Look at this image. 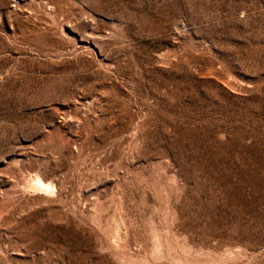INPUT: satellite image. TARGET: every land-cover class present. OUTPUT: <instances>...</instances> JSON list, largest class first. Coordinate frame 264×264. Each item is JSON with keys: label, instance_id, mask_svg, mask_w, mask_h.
Here are the masks:
<instances>
[{"label": "rangeland", "instance_id": "rangeland-1", "mask_svg": "<svg viewBox=\"0 0 264 264\" xmlns=\"http://www.w3.org/2000/svg\"><path fill=\"white\" fill-rule=\"evenodd\" d=\"M0 264H264V0H0Z\"/></svg>", "mask_w": 264, "mask_h": 264}, {"label": "bare ground", "instance_id": "bare-ground-1", "mask_svg": "<svg viewBox=\"0 0 264 264\" xmlns=\"http://www.w3.org/2000/svg\"><path fill=\"white\" fill-rule=\"evenodd\" d=\"M43 179V178H42ZM40 177H37V181H36V185L43 187V189L48 188L50 186V184L47 182H45L44 180H42ZM35 183V182H34ZM35 186V185H34ZM36 186V187H37ZM39 187V189H40ZM38 188V187H37Z\"/></svg>", "mask_w": 264, "mask_h": 264}]
</instances>
